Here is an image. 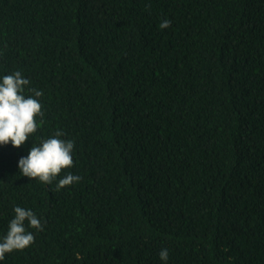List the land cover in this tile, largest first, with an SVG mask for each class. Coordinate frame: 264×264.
Returning a JSON list of instances; mask_svg holds the SVG:
<instances>
[{"label": "trees", "instance_id": "trees-1", "mask_svg": "<svg viewBox=\"0 0 264 264\" xmlns=\"http://www.w3.org/2000/svg\"><path fill=\"white\" fill-rule=\"evenodd\" d=\"M15 71L44 115L0 145V241L16 206L44 227L0 264H264V0H0ZM57 131L74 166L22 176Z\"/></svg>", "mask_w": 264, "mask_h": 264}, {"label": "clouds", "instance_id": "clouds-1", "mask_svg": "<svg viewBox=\"0 0 264 264\" xmlns=\"http://www.w3.org/2000/svg\"><path fill=\"white\" fill-rule=\"evenodd\" d=\"M171 26V21L164 19L160 23L161 29ZM30 81L22 76L20 71L5 75L0 81V145L11 144L20 148L29 137L38 131V117H43V105L38 99L42 91L28 88L33 95L26 96L25 90ZM43 120H40V124ZM63 133L57 131L53 136L33 144L26 157L18 162L20 173L30 179H38L45 184H51L61 173L74 166V142L61 137ZM81 177L67 173L59 179L57 191L77 183ZM15 217L9 223L7 234L0 241V261L5 259L6 253L14 250H24L35 242V236L28 231L25 222L36 230H43L44 225L31 209L20 206L14 208ZM160 259L167 262L168 250L162 249Z\"/></svg>", "mask_w": 264, "mask_h": 264}]
</instances>
